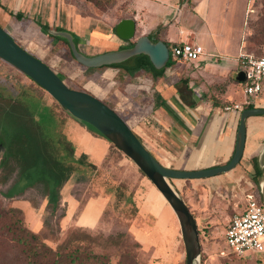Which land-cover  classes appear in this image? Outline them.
Wrapping results in <instances>:
<instances>
[{
    "label": "rangeland",
    "instance_id": "obj_1",
    "mask_svg": "<svg viewBox=\"0 0 264 264\" xmlns=\"http://www.w3.org/2000/svg\"><path fill=\"white\" fill-rule=\"evenodd\" d=\"M56 1V21L49 27L61 28L79 35H76L81 38L78 40V46L86 55H96L111 48L114 50L127 48L140 37L136 32L131 41H123L119 46H108L111 48L99 46L100 41L108 39L119 41L113 33V28L120 20L132 17L134 0H115L104 8H97L86 0ZM253 5H257L258 8L247 25V45L243 51L255 57H264V0H256ZM17 14L21 15V21L15 18ZM218 14L217 16L220 17ZM203 16L205 17L206 14L201 15L196 11L185 9L183 22L188 21L190 17V19L197 18L200 23L202 18L204 20ZM39 18L38 22H46L43 18ZM236 18L235 15L233 21L235 29H237L236 24H239ZM190 22L194 24V20ZM0 26L5 28L29 53L64 76L68 86L98 96L106 105L115 108L124 120L134 118L135 123L133 119L128 122L135 131L138 132L137 127L148 119H143L142 114L147 107V101L145 97L143 98V91L141 93L138 89L145 85L146 78L151 80L145 73L139 72L133 77H123L116 69L87 70L71 60L66 46L42 34L34 20L31 21L28 16L16 10L15 12L8 10L2 5H0ZM131 85H135L137 93L130 90ZM36 90L42 95L35 94ZM234 100L246 106L241 86L236 88ZM248 101L253 107L264 108V91ZM12 104L40 127L43 138L49 139L50 157L62 167L70 168L71 174L59 192L64 187L69 190L71 188V195L81 204L96 195H100L103 202L109 199L98 225L93 228L83 226L81 228L91 235L104 239L116 238L118 235L117 240L122 238L123 244L117 248L109 247L105 251H97L109 254L112 263L123 260L121 255L126 254L137 264H185V251L176 216L154 185L139 172L137 166L114 145L111 146L106 162L98 169L91 168L80 158H73V146L63 133H68L71 126L60 105L48 94L38 90L27 76L0 59V106ZM227 105L231 104L227 102ZM256 119L264 128V117L258 116ZM263 138L264 131L260 133V139ZM182 158L180 157V160ZM170 159L172 167L179 166L175 162L179 158L170 157ZM246 168L250 169V172H247ZM234 170L236 177L233 178L228 176L232 173L230 171L221 174L218 178L206 180H169L186 204L189 202L199 205L196 224L201 249L205 244H218V247L226 249L224 230L231 216L242 208L247 194L252 193L259 200L256 196L258 183L253 179L254 169L250 159H244L242 164L239 162ZM138 180L142 181V191L137 198L139 208L129 199L130 189ZM202 183L209 185H200ZM6 188L0 186V191H5ZM115 190L120 191L122 196H116ZM23 197L31 200L37 208L44 200L40 186L28 190ZM15 200L17 198H4L0 194V205L4 208L11 207ZM187 206L190 209V205ZM43 209V213H37V218L22 211L19 219L24 227L36 232L47 246L55 249L79 225L75 224L74 220L66 224L62 222L66 206H61L60 201L52 214H50L51 208L47 205ZM190 211L194 213L192 209ZM119 234H122V237ZM201 261L202 257L200 263Z\"/></svg>",
    "mask_w": 264,
    "mask_h": 264
},
{
    "label": "crops",
    "instance_id": "obj_2",
    "mask_svg": "<svg viewBox=\"0 0 264 264\" xmlns=\"http://www.w3.org/2000/svg\"><path fill=\"white\" fill-rule=\"evenodd\" d=\"M255 1H133L131 19L136 23V32L139 36L158 38L167 43L168 47L190 43L203 48V54L198 60L173 61L174 64L165 69L162 78L157 81L146 78L145 85L138 88L141 93L143 91V98L145 97L147 101V107L144 108L142 116L143 119H148H145L140 126H136L138 132L133 126L130 128L161 165L172 167L170 157H176L179 158L175 160L179 166L172 169L197 170L222 166L231 159L239 121L238 112H224L223 108L228 106L227 104H223V107H214L205 94L211 93L209 97L213 96L216 102L238 104L234 100V95L236 88L242 87V84L238 83L235 77L239 71V56L245 53L243 49L247 45V25L253 14L257 12L258 6L253 5ZM0 5L28 16L31 21H37L41 17L48 26L56 21V0H0ZM185 9L191 12L196 11L201 15L206 14V18L203 16L205 21L202 18L199 23L197 18L189 17L188 21L183 22ZM218 13L220 17L217 16ZM235 15L239 22L236 24L237 29L233 23ZM191 20H194V24L190 22ZM117 40L119 41L112 39L100 41L99 46L111 48L108 46H119L123 43L122 40ZM111 50L114 49L111 48ZM104 51H110V49ZM135 89H137L135 85H131L130 90L137 93ZM112 109L115 110V108ZM66 117L71 128L68 133H63L73 146V158H80L91 168L98 169L107 160L111 150L110 143L89 131L68 114ZM257 117H249L246 120V140L241 164L244 159L258 156L264 141V138L260 139V133L264 131V128L258 124ZM131 119L135 123L134 118ZM129 120H125L126 123ZM180 157L183 158L180 160ZM233 170L231 175H228L230 178L235 176V170L239 172L237 169ZM246 170L250 172V169L246 168ZM218 176L206 179L218 178ZM218 182L221 183V181ZM141 187L142 181H136L129 194V199L136 203L137 208H139L137 198L142 191ZM68 190L64 187L60 192V204L66 206L62 222L66 224L74 220L79 227L97 226L109 199L103 202L101 196L96 195L81 204L75 196L71 195V188ZM256 196L259 201H264V169L259 179ZM187 204L194 212L195 221H198L199 205L189 202ZM46 205L47 199H44L38 208H34L29 201L21 197L17 198L12 206L37 218V213H43ZM201 257L200 264H264V254L246 253L236 257L229 254L227 248L218 247V244L203 245Z\"/></svg>",
    "mask_w": 264,
    "mask_h": 264
},
{
    "label": "trees",
    "instance_id": "obj_3",
    "mask_svg": "<svg viewBox=\"0 0 264 264\" xmlns=\"http://www.w3.org/2000/svg\"><path fill=\"white\" fill-rule=\"evenodd\" d=\"M86 1L97 8H104L115 0ZM15 18L20 20L21 15L17 14ZM34 22L39 31L46 37L66 46L71 60L78 64L74 60L67 41L53 34L55 31H63V29H51L47 24L38 21ZM73 36L77 45L79 38L74 34ZM151 40L156 42L159 39L153 38ZM165 44L168 47V44ZM132 45L130 44L128 47ZM173 64V61L169 59L166 66L158 70L154 68L146 55L140 54L122 63L87 70L116 69L117 73H120L123 77H133L137 73L143 72L151 80L157 81L163 77L165 69ZM55 73L65 82L64 76L58 72ZM33 84L38 90L46 93L36 83L33 82ZM35 94L40 95L41 93L36 90ZM206 94L205 97L209 98L214 107H223L227 104V102H216L213 96L209 97L210 93ZM247 108H253V105H247L243 110ZM62 110L68 114L64 109ZM240 113H238V116ZM25 114L21 109L16 108L15 104L0 106V186L7 187L5 191H0V194L4 198H20L28 190L40 186L44 199H47V206L51 208L50 214H52L59 206L61 198L59 191L68 180L71 170L69 167H62L50 157L51 146L48 143L49 139L43 138L40 127L31 122ZM78 122L89 131L107 140L91 125L82 121ZM127 124L131 127L129 122ZM109 143L113 146L111 142ZM250 163L254 169L253 179L255 183H259L262 169L258 166L257 156L250 159ZM139 172L141 171L139 170ZM114 194L122 196V193L117 190H115ZM27 201L34 208H37L35 204H32L31 200ZM21 213L22 211L14 206L4 208L0 205V264H137L135 260L126 254L121 255L123 260L120 259L116 263H112L109 254L97 251H105L109 247H120L123 241L122 238L117 240L118 235L116 238L104 239L100 238V236L89 234L81 227L72 230L55 249H52L42 241L37 233L22 225L19 219ZM119 235L121 236L122 234Z\"/></svg>",
    "mask_w": 264,
    "mask_h": 264
},
{
    "label": "water",
    "instance_id": "obj_4",
    "mask_svg": "<svg viewBox=\"0 0 264 264\" xmlns=\"http://www.w3.org/2000/svg\"><path fill=\"white\" fill-rule=\"evenodd\" d=\"M135 33L136 23L131 18H124L114 26V34L122 41H131ZM53 34L67 41L74 60L86 69L122 63L140 54L146 55L154 68L158 70L164 68L169 61L167 45L160 40L153 42L146 35L138 37L131 47L89 56L80 50L78 44L76 45L71 32L63 30L55 31ZM0 59L46 91L71 117L94 127L137 166L162 195L176 216L185 251V264H200L201 246L195 218L169 180H199L232 171L243 155L246 120L253 116H264V108L253 107L241 111L234 152L227 164L197 170L172 169L161 165L154 158L114 109L93 94L68 86L49 65L29 53L1 26ZM244 79V72L239 70L235 80L242 83ZM257 162L260 169H264V141L261 144Z\"/></svg>",
    "mask_w": 264,
    "mask_h": 264
},
{
    "label": "built area",
    "instance_id": "obj_5",
    "mask_svg": "<svg viewBox=\"0 0 264 264\" xmlns=\"http://www.w3.org/2000/svg\"><path fill=\"white\" fill-rule=\"evenodd\" d=\"M169 59L175 62L196 61L203 54V48L197 44L181 43L168 47ZM239 70L244 72L241 83L246 106L264 91V57H255L247 53L239 56ZM242 104L225 106L226 113L243 110ZM224 242L229 254L241 257L246 253L264 254V201L254 194H247L242 208L234 213L225 227Z\"/></svg>",
    "mask_w": 264,
    "mask_h": 264
},
{
    "label": "bare ground",
    "instance_id": "obj_6",
    "mask_svg": "<svg viewBox=\"0 0 264 264\" xmlns=\"http://www.w3.org/2000/svg\"><path fill=\"white\" fill-rule=\"evenodd\" d=\"M95 96V95H94ZM128 125V124H127ZM129 126V125H128Z\"/></svg>",
    "mask_w": 264,
    "mask_h": 264
}]
</instances>
